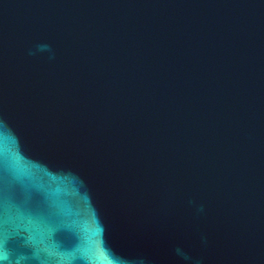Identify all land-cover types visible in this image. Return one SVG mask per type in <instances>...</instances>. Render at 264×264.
I'll return each mask as SVG.
<instances>
[{
    "label": "water",
    "instance_id": "1",
    "mask_svg": "<svg viewBox=\"0 0 264 264\" xmlns=\"http://www.w3.org/2000/svg\"><path fill=\"white\" fill-rule=\"evenodd\" d=\"M0 264H264V0H0Z\"/></svg>",
    "mask_w": 264,
    "mask_h": 264
}]
</instances>
